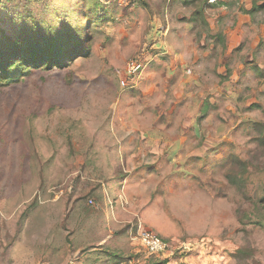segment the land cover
Listing matches in <instances>:
<instances>
[{"label":"rangeland","instance_id":"rangeland-1","mask_svg":"<svg viewBox=\"0 0 264 264\" xmlns=\"http://www.w3.org/2000/svg\"><path fill=\"white\" fill-rule=\"evenodd\" d=\"M200 1L196 28L181 2L89 0L112 18L86 56L0 86V264H99L101 248L146 264L136 230L166 241L164 264H264V228L239 224L225 178L264 125V11ZM69 3L0 0V27L75 23ZM249 177L263 196L264 169Z\"/></svg>","mask_w":264,"mask_h":264},{"label":"trees","instance_id":"trees-1","mask_svg":"<svg viewBox=\"0 0 264 264\" xmlns=\"http://www.w3.org/2000/svg\"><path fill=\"white\" fill-rule=\"evenodd\" d=\"M79 2V0H71V3H69V6H73L72 15L75 19L77 12L82 10L78 7ZM163 2L168 5L181 2L185 7L193 8L194 11L191 13L189 21L194 23L196 28L206 27L207 21L203 15L206 7L204 2L200 0H163ZM250 2L251 8L249 10L240 8L242 13L252 15L256 11H264V0H250ZM144 3L147 4V0H144ZM221 4L223 3L218 1L215 5L209 6ZM96 5H98V2L90 8L89 0H84V10L82 12L84 25L79 19H76L75 23L68 21L58 25L60 26L58 28L55 22H37L34 20L31 26L20 29L14 37L9 33H5L0 27V86L17 82L32 70L63 68L74 58L86 56L91 47L94 23L112 18L107 13L100 17L97 16L94 13ZM53 11L55 9H50L49 13ZM79 24L83 25L82 31ZM199 34L198 36H200ZM215 38L221 41V34H217ZM252 127L255 131L253 140L256 142V149L247 158L232 156L225 178L230 187L240 197L234 210L239 224L245 227L247 224L253 223L264 228V195L255 198L248 190L250 173L264 169V125L262 122L255 121L252 123ZM255 161L258 163L255 164ZM122 176L125 175L122 174ZM92 196L95 203L103 201L101 194L92 193ZM248 251L241 247L237 249L236 257L243 258L248 254ZM99 254L98 257L92 259L94 262L98 259L101 260L99 264H121L126 260L116 251L107 248H101ZM154 256L157 255L147 256L149 258L146 264H164L166 262V260H154Z\"/></svg>","mask_w":264,"mask_h":264},{"label":"built area","instance_id":"built-area-1","mask_svg":"<svg viewBox=\"0 0 264 264\" xmlns=\"http://www.w3.org/2000/svg\"><path fill=\"white\" fill-rule=\"evenodd\" d=\"M139 66H136V68H139ZM129 236L130 239L138 241L146 256L160 255L168 249L166 241L149 230H136Z\"/></svg>","mask_w":264,"mask_h":264},{"label":"crops","instance_id":"crops-1","mask_svg":"<svg viewBox=\"0 0 264 264\" xmlns=\"http://www.w3.org/2000/svg\"><path fill=\"white\" fill-rule=\"evenodd\" d=\"M249 2H250V0H249ZM249 2H248V3H249ZM248 3H247V4H248ZM249 4L251 5V2H250ZM247 9H249V7H247Z\"/></svg>","mask_w":264,"mask_h":264}]
</instances>
